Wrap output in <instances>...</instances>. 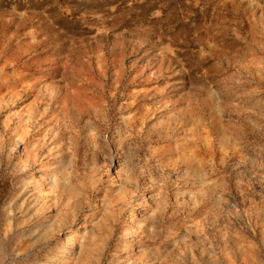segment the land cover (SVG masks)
<instances>
[{
    "label": "rangeland",
    "instance_id": "1",
    "mask_svg": "<svg viewBox=\"0 0 264 264\" xmlns=\"http://www.w3.org/2000/svg\"><path fill=\"white\" fill-rule=\"evenodd\" d=\"M150 261L264 264V0H0V264Z\"/></svg>",
    "mask_w": 264,
    "mask_h": 264
},
{
    "label": "crops",
    "instance_id": "2",
    "mask_svg": "<svg viewBox=\"0 0 264 264\" xmlns=\"http://www.w3.org/2000/svg\"><path fill=\"white\" fill-rule=\"evenodd\" d=\"M250 211L252 212V208L250 206V209H247V208H244L241 212H235L233 213L234 214V218H237V222L235 220H233L231 223H232V231H236V228L238 230V235L241 236V238L239 239L240 242H244L243 235H246L247 234V231L244 230V227L247 223V220L249 219V215L251 216L250 214ZM253 216V215H252ZM242 219V221H241ZM237 223V224H236ZM242 234V235H241Z\"/></svg>",
    "mask_w": 264,
    "mask_h": 264
},
{
    "label": "bare ground",
    "instance_id": "3",
    "mask_svg": "<svg viewBox=\"0 0 264 264\" xmlns=\"http://www.w3.org/2000/svg\"><path fill=\"white\" fill-rule=\"evenodd\" d=\"M149 263H150V264H153L154 262L150 261Z\"/></svg>",
    "mask_w": 264,
    "mask_h": 264
}]
</instances>
